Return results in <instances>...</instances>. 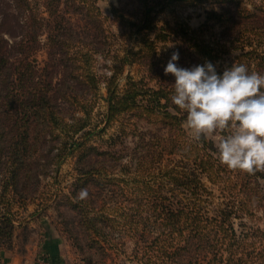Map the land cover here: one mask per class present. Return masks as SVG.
Returning a JSON list of instances; mask_svg holds the SVG:
<instances>
[{
    "label": "trees",
    "instance_id": "1",
    "mask_svg": "<svg viewBox=\"0 0 264 264\" xmlns=\"http://www.w3.org/2000/svg\"><path fill=\"white\" fill-rule=\"evenodd\" d=\"M8 1L10 2H6V6L12 10L2 13L4 19L12 18L17 26L30 30L20 35L21 40L13 45L31 50L34 45L40 44L41 36H44V46L49 55L60 49L63 62L68 57L72 65L77 66L86 91L95 97L98 95L101 79L105 80V125L123 114H133L147 123H160L170 133L168 137L154 136L149 142L143 139L146 154L141 159L145 162L146 174H149L167 156L172 159L167 158L166 161H173L174 156H179L181 166L169 167L167 164L159 170L173 188L186 192L189 203L180 202L175 206L176 203L166 196L156 195L154 199L151 197L148 211L154 218L153 224L157 227L158 235L152 241H142L145 244L143 246L141 241L137 244L135 259L138 263L264 264V228L250 227L245 222L246 218L252 220L258 217V213H264V172L248 174L223 165L217 155V144L224 135L222 132L211 133L213 137L219 138L218 141L208 136L206 139L202 136L199 141L185 136L183 122L186 115L170 99L175 78L170 74L165 75L164 71L172 54L178 51V67L191 68L209 61L222 74L225 68H230L236 62L248 65L250 71L264 74V20L260 25L250 23L235 29L238 24L236 17L226 10H211L207 12L205 22L197 29L185 23L159 28L156 24L157 14L165 9L167 3L182 0H139L142 9L138 21H124L134 35L142 37L141 42L135 47H126L124 54L114 56L116 59L113 62L112 75L103 78L94 70L96 55L105 50L102 51L97 46L107 44L104 43L107 39L102 24L104 16L98 5L101 0ZM185 1L202 5L207 0ZM117 12L114 7L113 14ZM251 19H258V15L252 14ZM73 20L83 21L84 26L81 28L86 32L85 35L93 37L90 41L79 39L77 43L74 42L72 37L78 24ZM215 27L222 30L219 35L213 31ZM99 36L102 38L94 42ZM171 41L178 44L174 49L167 47ZM1 43L8 44L3 37H0ZM3 52L4 47L0 46V64L4 65L10 63V60L3 56ZM23 63L24 60L20 64ZM136 63L146 68L145 74L139 80L128 76L124 88L119 89L118 75L123 67ZM19 69L16 66L18 80L23 82L24 72ZM28 73V76H34L32 71ZM50 90V83H47L46 90L42 89L43 92H40L37 85L32 87L31 97L23 105L27 111L20 118L23 124L19 127L27 130V125L37 120L45 124L50 135L59 131L60 134L55 137H59L61 143L54 156L55 164L59 166L83 147L89 138L91 133L87 131L88 117L93 110V104L80 103V110L86 118L73 119L72 123H67L53 111H43L49 104ZM18 121L17 118L13 127ZM18 135L22 136L24 150L29 145L28 133ZM19 146L20 142L12 150L4 167L5 185L0 192V245L7 242L3 241V237H12L18 222L14 208L20 202L16 199L17 195H13L10 190H17L16 186L24 170H27L24 158L26 151L21 152ZM204 179L217 189L221 198L220 203L214 206L212 215L207 213L210 211H202L201 203L204 200L213 203L215 197ZM76 207L86 231L94 237H104V227L115 229L119 222L117 217L111 218L119 213L113 211L108 214L109 210L105 205L97 208L82 201ZM139 212L138 210L135 214L140 215ZM121 217L126 219L128 215L121 214ZM134 220L135 218L131 225L137 227ZM235 220H240V232L235 228ZM140 230L142 229H136L135 232L139 233ZM145 231L147 230L143 229L140 239L145 238ZM92 242L98 244L95 240ZM87 260L90 263V259Z\"/></svg>",
    "mask_w": 264,
    "mask_h": 264
},
{
    "label": "rangeland",
    "instance_id": "2",
    "mask_svg": "<svg viewBox=\"0 0 264 264\" xmlns=\"http://www.w3.org/2000/svg\"><path fill=\"white\" fill-rule=\"evenodd\" d=\"M6 2L10 1H0V37L8 42L1 43L0 46L4 47L3 56L10 60L8 64H0V192L5 185V163L9 161L12 150L17 148L19 142L20 151H26L24 158L27 170H24L16 186L17 190H10L13 195H17L16 199L22 205L18 204L14 208L18 222L12 237H3V241L7 242L0 245V250H12L14 246L19 248L26 242L32 244L47 229L63 238L67 246L68 264H139L135 259L137 244L141 241L143 246L145 244L142 241H152L158 235L157 227L153 224L154 218L148 211L151 197L154 199L156 195L166 196L176 203L175 206L180 202L189 203L186 192L173 188L160 174V170L167 164L169 167L181 166L179 156H174L173 161H166L167 158L172 159L167 156L149 174H146L145 162L141 159L146 154V147L143 146L145 142H149L154 136L168 137L170 133L160 123H147L133 114H123L105 125V80L101 79L98 95L95 97L86 91L77 66H73L68 57L63 62L60 49L49 55L44 46V36H41L40 44L34 45L31 50L13 45L21 40L20 35L30 30L17 26L12 18L4 19L2 13L12 10L6 6ZM98 5L104 16L102 24L107 39L103 41L107 44L97 46L102 51L105 50L96 55L94 70L99 77L104 78L112 75L116 59L114 56L124 54L126 47L132 48L140 44L142 37L134 35L124 19L138 21L142 7L139 0H101ZM114 7L117 14H113ZM211 10H226L236 17L238 24L235 29L250 23L260 25L264 20V0H207L202 5L182 0L167 3L165 9L157 14L156 24L160 28L185 23L197 29L205 22L207 12ZM252 14L258 15V19H251ZM73 21L78 24L72 37L74 42L77 43L79 39L90 41L93 37L85 35L86 32L81 28L84 26L83 21ZM213 31L216 35L222 32L220 27H215ZM100 38L102 37L94 39V42ZM177 45L176 41H171L167 47L174 49ZM22 60L24 63L21 65ZM16 66L24 72L23 82L18 80ZM29 71L34 76H28ZM145 72L146 68L138 63L123 67L118 75L119 89L124 88L128 76L139 80ZM47 83L52 84V90L48 93L49 104L43 111H53L67 123H72L73 119L86 118L80 110V103L93 104L88 117L87 131L91 133L89 138L83 147L59 166L54 159L61 143V139L55 137L60 134L59 131L50 135L45 124L37 120L28 124L27 130L19 127L23 124L20 118L27 111L23 105L31 97L32 87L37 85L40 92H43ZM17 118L18 124L13 127ZM185 120V136L195 139L194 131L187 127ZM18 133H28L29 145L24 150L22 136ZM208 137L215 141L219 139L212 134ZM204 183L214 192L215 197L213 203H208V200L201 203L202 211H210L207 213L212 215L214 206L220 203L221 198L216 188L205 179ZM82 188H86L89 193L84 200L77 199V193ZM82 201L97 208L105 205L109 210L108 214L113 211L119 213L111 216L112 219L117 217L119 221L116 228L104 227V237L88 234L76 207ZM138 210L140 215L135 214ZM121 214L128 215V218H122ZM133 218L137 227L131 225ZM245 222L250 227L264 228V213H258V217L252 220L246 218ZM239 224L240 220L234 221L238 232L241 230ZM136 229L142 230L136 233ZM143 229L147 230L145 238L140 239ZM92 240L98 244H94Z\"/></svg>",
    "mask_w": 264,
    "mask_h": 264
},
{
    "label": "clouds",
    "instance_id": "3",
    "mask_svg": "<svg viewBox=\"0 0 264 264\" xmlns=\"http://www.w3.org/2000/svg\"><path fill=\"white\" fill-rule=\"evenodd\" d=\"M179 58L174 52L164 71L175 78L171 102L186 114L196 140L222 132L217 155L223 165L248 174L264 172V74L236 62L222 74L209 61L183 68L177 66ZM88 195L82 188L77 199Z\"/></svg>",
    "mask_w": 264,
    "mask_h": 264
},
{
    "label": "crops",
    "instance_id": "4",
    "mask_svg": "<svg viewBox=\"0 0 264 264\" xmlns=\"http://www.w3.org/2000/svg\"><path fill=\"white\" fill-rule=\"evenodd\" d=\"M32 244L22 243L12 250H0V264H38L41 257L48 259L49 264H68L67 246L63 238L45 230Z\"/></svg>",
    "mask_w": 264,
    "mask_h": 264
},
{
    "label": "built area",
    "instance_id": "5",
    "mask_svg": "<svg viewBox=\"0 0 264 264\" xmlns=\"http://www.w3.org/2000/svg\"><path fill=\"white\" fill-rule=\"evenodd\" d=\"M38 264H49L48 259L45 257H41L37 260Z\"/></svg>",
    "mask_w": 264,
    "mask_h": 264
}]
</instances>
